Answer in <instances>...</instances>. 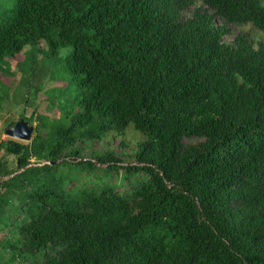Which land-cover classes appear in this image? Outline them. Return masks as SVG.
Listing matches in <instances>:
<instances>
[{
	"label": "trees",
	"instance_id": "1",
	"mask_svg": "<svg viewBox=\"0 0 264 264\" xmlns=\"http://www.w3.org/2000/svg\"><path fill=\"white\" fill-rule=\"evenodd\" d=\"M249 25L264 0H0V58L67 49L78 105L0 141V264H264V42L231 29Z\"/></svg>",
	"mask_w": 264,
	"mask_h": 264
},
{
	"label": "rangeland",
	"instance_id": "2",
	"mask_svg": "<svg viewBox=\"0 0 264 264\" xmlns=\"http://www.w3.org/2000/svg\"><path fill=\"white\" fill-rule=\"evenodd\" d=\"M234 38L241 30L248 32L257 41L264 42V34L255 30L250 25L244 28L232 27ZM68 50H62L58 56H50L47 45L29 46L22 54L15 58H0V101L6 97V101L0 109V141L11 140L5 136L7 125H15L19 120L26 119L29 124L36 127L46 123L47 126H55L67 111L78 109L74 99L76 85L65 69V56ZM3 83V84H2ZM2 84V86H1ZM11 89V90H10ZM131 125L127 129L128 148H121V139L113 140L112 145L117 154L125 150V154L137 147V142L142 141V135L133 134ZM144 141V138H143ZM20 142V141H18ZM27 144L26 142H20ZM96 150L102 149V144H95ZM121 148V149H120ZM132 161L131 159H129ZM0 161L7 163L9 168L17 170V158L5 154L0 150ZM127 165L134 164L125 161ZM32 167L36 166L34 159ZM8 178H0V184ZM1 193V190H0ZM7 231L0 230V240L7 235Z\"/></svg>",
	"mask_w": 264,
	"mask_h": 264
},
{
	"label": "water",
	"instance_id": "3",
	"mask_svg": "<svg viewBox=\"0 0 264 264\" xmlns=\"http://www.w3.org/2000/svg\"><path fill=\"white\" fill-rule=\"evenodd\" d=\"M35 130L34 125L21 119L15 125H7L5 128V136L14 141L31 143L34 138Z\"/></svg>",
	"mask_w": 264,
	"mask_h": 264
}]
</instances>
